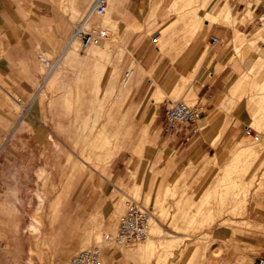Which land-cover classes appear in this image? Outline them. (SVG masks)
I'll use <instances>...</instances> for the list:
<instances>
[{"label":"rangeland","instance_id":"obj_1","mask_svg":"<svg viewBox=\"0 0 264 264\" xmlns=\"http://www.w3.org/2000/svg\"><path fill=\"white\" fill-rule=\"evenodd\" d=\"M192 1L156 0L155 19L144 20L143 12V24L125 41L122 34L127 21L123 19L119 29L106 22V36L97 42L83 39L84 33L98 32L86 24L78 34V54L63 57L85 17L81 20L82 15H76L70 5L42 0L44 24L38 30L43 32V42L37 47L39 55L50 60L48 65L37 56L44 74L38 107L43 140L34 139L35 123H22L13 127L3 143L0 264H67L73 254L95 244H101L103 257L115 264H259L264 257V62L255 70L248 69V64L264 54L257 45L264 40V25L256 30L260 33L256 44L250 42L254 30L241 27L247 43L235 47L247 66L248 92L243 100H251L252 118L247 125L253 135L244 129L235 141L239 142L235 155L224 149L222 162L214 161V172L205 167L191 178L172 175L160 161L162 151L141 106L131 113L125 108L129 97L120 99V81L132 60L145 58L146 70L192 65L198 52L190 61L191 56L207 38V27L225 25L204 24L206 10L227 4L238 19L249 4L247 0H207L196 11L197 18L187 24L183 15L199 3ZM250 1L249 17L238 19L234 26L257 23L253 9L258 1ZM96 16L103 22L106 19ZM170 23L173 40L165 52L161 37L157 38ZM116 66L119 70L113 78ZM195 76L181 80L190 88ZM183 93L169 94L160 102L196 101ZM142 100L154 102L149 93L139 90L131 103ZM117 123L122 124L120 134ZM130 198L150 206L160 226L152 220L149 237L131 245L105 239L116 233ZM72 241H85L87 246H77L65 255ZM151 241L158 244L154 251L147 248ZM137 246L143 247L140 255H122L123 250L133 251Z\"/></svg>","mask_w":264,"mask_h":264},{"label":"crops","instance_id":"obj_2","mask_svg":"<svg viewBox=\"0 0 264 264\" xmlns=\"http://www.w3.org/2000/svg\"><path fill=\"white\" fill-rule=\"evenodd\" d=\"M147 1L146 7V0H109L108 11L103 14L106 16L103 22L98 20L97 16L94 17L96 14L90 12L94 0H57L59 3L70 5L76 15H82L81 20L85 17L82 25L79 24L80 30H83L86 24L101 30L107 27L106 22L116 25L119 29V21L122 19L127 21L122 34L124 41L133 30L143 24V20L140 18L143 12L144 20L147 21L149 18L151 21L157 16L158 8H153L154 5H157L156 0ZM206 1L199 0L197 6L183 15V17H187V24L197 18L196 11L205 7ZM247 1L250 5L247 4L246 12L238 18L242 21L249 17L247 16L248 12H252L253 3L250 0ZM257 1L258 3L253 9V12L257 14V23L250 21L244 26L241 22L238 27L234 26L238 19H236L233 8L227 4L218 8H214L212 5L209 10H206L204 24L220 23L225 25H209L207 27L208 36L197 47V50L193 51L190 61L193 59L194 53L196 51L198 53L195 60L193 59L195 62L192 65L186 64L180 69L174 66L170 70L165 67L146 70L143 65L145 58L132 60L129 67L130 76L123 77L120 81V99H123L124 96L126 99L129 97L125 108L131 110L132 113L133 109L141 106L144 111V119L147 124L151 123L155 138L162 151L160 161L163 162V167L168 168L172 175L176 174V177L193 176L197 172H203L205 167H207V172H214V161L222 162L224 149L227 148L232 156L237 151L239 142L235 143V141L247 126L250 117L252 118V112L251 100H243L248 92L246 88L248 83L247 66L237 56L235 47L240 48L247 43V33L241 30V27L246 30L247 28L254 30L251 33L250 42L256 44L260 34L256 30L261 29L264 25V0ZM44 9L42 0H0V156L1 152L5 151L3 143L6 136L10 134L15 125L35 123L34 139L36 141L43 140L42 128L38 127V124L42 123L38 117V107L41 102L44 74L37 62L39 55L37 46L43 42L41 41L43 32L38 29L42 28L44 24L43 19L40 18ZM152 14L155 16L150 17ZM93 19H97V21L95 22ZM170 29H172L171 23L164 27L163 35L157 38L158 41L161 37L165 52L169 48L166 46L170 45L173 40L171 37L173 31L170 32ZM210 35L219 36L221 41L211 47ZM238 38L239 40H237ZM75 40L77 42L74 48L71 52H67L71 42ZM140 41L137 45L140 44ZM257 45L261 47V50H264V40ZM91 49L95 50L96 48L91 47ZM78 52L79 37L76 36L68 42L62 56L77 55ZM84 60L88 61L87 65L91 66L90 58L85 56ZM263 62L264 54L250 61L248 69L260 68ZM117 69L119 70V67L116 66L112 72L113 78H115ZM146 73L154 74V76L148 74L147 76ZM53 74L51 73L49 78ZM101 74L102 72L99 73V75ZM189 76H195V83L190 88L185 86L184 81L181 80L184 77L187 79ZM100 84L101 80H99L98 86ZM139 90L149 93L154 102L142 100L138 104L131 103L132 96ZM172 93H183L184 96L190 94L191 98L201 102L203 124L199 133L190 134L186 127H180L177 131L169 133L164 131L165 110L171 99H166V105L160 101ZM249 96L251 99V95ZM117 125H121L120 134L122 124L117 123ZM85 244V241H80L78 244L72 241L63 253L66 255L73 252L77 246L84 247ZM142 248V246H137L133 251L123 250L122 255L125 257L140 255ZM108 262L107 257L104 256L103 264H115L114 261Z\"/></svg>","mask_w":264,"mask_h":264},{"label":"built area","instance_id":"obj_3","mask_svg":"<svg viewBox=\"0 0 264 264\" xmlns=\"http://www.w3.org/2000/svg\"><path fill=\"white\" fill-rule=\"evenodd\" d=\"M108 3L109 0H95L92 13L103 15L107 11ZM81 32L79 31L78 34H81ZM82 36L83 39L88 38L90 42H93L100 37H105L106 31L98 30L97 33L87 32ZM209 41L212 47L219 43L221 38L216 35H210ZM39 56L43 60V56ZM55 62L52 64L54 65ZM47 64L50 65V61ZM203 86L205 85L203 84ZM202 108L203 105L200 101L189 103L183 99L170 100L165 110L164 131L169 133L177 131L180 127H186L190 134L199 133L202 127ZM245 132L253 135V128L247 125ZM254 136L258 137L257 134ZM153 218L154 213L150 206L143 204L139 200L130 198L126 201L125 212L120 218L116 233L112 236L107 234L105 239L114 240L117 243L126 245L146 240L150 235ZM67 264H103V249L101 244H95L90 248L78 251L69 258ZM259 264H264V257L260 259Z\"/></svg>","mask_w":264,"mask_h":264},{"label":"bare ground","instance_id":"obj_4","mask_svg":"<svg viewBox=\"0 0 264 264\" xmlns=\"http://www.w3.org/2000/svg\"><path fill=\"white\" fill-rule=\"evenodd\" d=\"M94 2H95V0H94ZM94 2H93V4H92V6H91V8H90V12L92 13V8H93V6H94ZM108 6H109V3H108ZM107 11H108V8H107ZM106 11V12H107ZM105 12V13H106ZM104 13V14H105ZM91 16V15H90ZM89 16V17H90ZM93 20H95V22L97 21V19H93ZM78 30H77V33H75L74 34V36L70 39V40H72L74 37H76V36H78V33H79V31H84V29L83 30H80L79 29V25H78ZM101 30H105V29H101ZM101 30H99V31H101ZM106 31V30H105ZM79 37V36H78ZM239 37V36H238ZM69 40V41H70ZM237 40H239V38L237 39ZM76 40L75 41H73V42H71V45L69 46V48L67 49V52H71L72 51V49L74 48V46H75V44H76ZM95 42H97V40L95 41ZM43 60L45 61V63L47 64V63H49V58H47L46 56H43ZM56 64H57V61L55 62V65H53L52 67L54 68L55 66H56ZM128 72V73H127ZM130 73H131V71L128 69V70H126L125 71V73H124V78H128L129 76H130ZM256 139H258L259 137H255ZM97 140V139H96ZM241 157V156H240ZM167 190V189H166ZM170 190V189H169ZM136 192V191H135ZM173 193V192H172ZM163 204V203H162ZM96 211V210H95ZM154 221H155V223L156 224H158V226H160V222H159V219L157 218V217H154V219H153ZM152 230H153V228H152ZM152 230H151V232H152ZM157 231H159V229H157ZM154 232V231H153ZM154 233H156V231L154 232ZM84 246H87V245H84ZM158 247V244L156 243V242H154V241H151V242H149V244L147 245V248H150L151 250H155L156 248ZM145 249H146V247H145Z\"/></svg>","mask_w":264,"mask_h":264}]
</instances>
